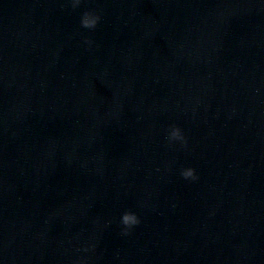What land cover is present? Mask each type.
Returning a JSON list of instances; mask_svg holds the SVG:
<instances>
[{
  "label": "water",
  "instance_id": "95a60500",
  "mask_svg": "<svg viewBox=\"0 0 264 264\" xmlns=\"http://www.w3.org/2000/svg\"><path fill=\"white\" fill-rule=\"evenodd\" d=\"M0 264H264V0H0Z\"/></svg>",
  "mask_w": 264,
  "mask_h": 264
},
{
  "label": "clouds",
  "instance_id": "9594fccd",
  "mask_svg": "<svg viewBox=\"0 0 264 264\" xmlns=\"http://www.w3.org/2000/svg\"><path fill=\"white\" fill-rule=\"evenodd\" d=\"M80 3L81 0H72V7L76 8ZM99 21L100 17L98 15L92 12H86L81 18V26L85 29H94L97 27ZM85 43L90 45L91 41L86 40ZM169 140L183 143L185 138L179 128L173 127L169 130ZM181 175L186 180L191 179L195 181L197 179L194 169L191 168L183 170ZM120 223L125 230L124 235H127L129 230L139 225L140 220L135 213L126 212L121 216ZM85 251H87V249H85Z\"/></svg>",
  "mask_w": 264,
  "mask_h": 264
}]
</instances>
